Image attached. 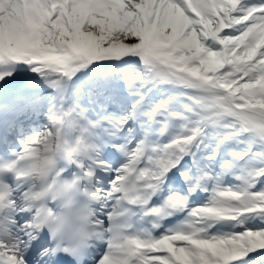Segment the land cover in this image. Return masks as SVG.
Segmentation results:
<instances>
[{
    "label": "snow or ice",
    "instance_id": "snow-or-ice-1",
    "mask_svg": "<svg viewBox=\"0 0 264 264\" xmlns=\"http://www.w3.org/2000/svg\"><path fill=\"white\" fill-rule=\"evenodd\" d=\"M0 264H264V0H0Z\"/></svg>",
    "mask_w": 264,
    "mask_h": 264
}]
</instances>
